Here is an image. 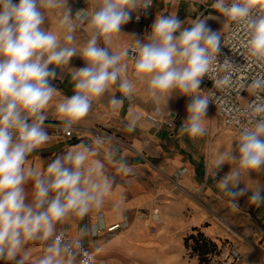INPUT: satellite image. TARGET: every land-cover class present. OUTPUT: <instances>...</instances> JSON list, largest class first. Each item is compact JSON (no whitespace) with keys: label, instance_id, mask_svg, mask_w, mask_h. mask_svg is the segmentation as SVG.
<instances>
[{"label":"clouds","instance_id":"clouds-1","mask_svg":"<svg viewBox=\"0 0 264 264\" xmlns=\"http://www.w3.org/2000/svg\"><path fill=\"white\" fill-rule=\"evenodd\" d=\"M87 3V9L73 14L68 0H0V260L5 264H29L28 245L37 242L43 243V251L32 264H94L83 240L103 228L101 210L111 203L124 219V196L113 198L116 178L108 174L104 161L115 165L119 173L133 169L111 136L98 135L91 144L71 146L46 167L29 164L31 154L52 140L45 121L54 99L59 98L54 109L60 121L55 127L71 134L89 116L94 102L107 95L109 106L121 110L125 102L133 103L136 86L142 83L157 116L163 105L172 118L169 100L190 97L179 130L196 139L207 135V109L215 96L200 89L202 78L207 76L222 88L231 84V73L241 68L225 57L226 74L215 76L221 35L206 20L219 17L186 23L176 13H160L141 39L124 34L122 26L133 12L149 8L152 0ZM211 8L246 27L247 58L264 67L260 6L254 0H212ZM57 11L62 34L45 27L49 13ZM82 25L88 35L85 43L77 45L76 33ZM121 35L131 37V45L114 50V40ZM74 56L85 66L69 67ZM57 70H66L71 77L70 97L52 83ZM246 90L254 97L244 110L246 124L239 126L235 146L233 140L218 150L208 169L233 211L239 210V199L246 195L248 203L264 206V183L250 185L252 173L264 176V97L260 95L264 77L254 79ZM142 119L141 114L131 113L125 130L135 131ZM148 119L157 123L155 117ZM101 151L104 161L98 158ZM225 164L230 170L219 176ZM93 212L96 222L80 227L75 235L66 238L67 233L58 230V225Z\"/></svg>","mask_w":264,"mask_h":264},{"label":"crops","instance_id":"crops-1","mask_svg":"<svg viewBox=\"0 0 264 264\" xmlns=\"http://www.w3.org/2000/svg\"><path fill=\"white\" fill-rule=\"evenodd\" d=\"M151 11V26L157 14L168 15L176 13L178 18L186 23L196 18L209 16L218 19H207V26L222 36L228 28V20L220 16L211 8L212 0H153ZM18 3V0H16ZM68 5L74 14L77 10L89 7L87 0H68ZM138 12L131 14V20L122 26V32L126 35L139 34L140 26L134 21ZM60 13L50 12L49 22L45 27L61 32L58 24ZM184 26H187L186 24ZM147 32V33H148ZM146 33V34H147ZM87 27L82 25L76 33V44L82 45L87 39ZM131 37L123 36L115 38L113 49L129 46ZM85 62L79 57H73L69 61V67H84ZM52 67V66H50ZM131 75V70L130 73ZM55 87L64 95H73V83L65 70H57V77L52 81ZM200 89L207 92V84L201 82ZM119 95V93H116ZM56 98L48 110V119L45 122H58L55 118L54 105ZM190 97L178 96L169 100L167 110L161 105V113L155 114V106L150 102L145 91V86L138 83L136 94L131 105L125 102L121 110H113L108 104L106 95L93 103L89 116L81 124L76 126V138L66 141L53 138L51 142L34 151L29 157V164L37 169L47 166L57 155H62L69 147L79 143L91 144L95 138L94 128H103L111 131L118 139L113 141L122 146V154L133 169L131 173H119L115 165L104 161L103 151L99 159L104 161L108 174L115 176L113 198L124 196L123 216L117 214L111 208V203H106L101 210L104 217L103 232L114 223H126L120 231L130 237L135 236L136 245L142 244L146 237L151 244H166V239L180 240L188 230L199 228L206 235L227 243L243 254L242 264L264 263V206L257 207L248 203V196L239 199V210L233 211L229 198L219 190L217 183L209 174L208 169L215 159V153L229 146L238 136L239 129L225 125L223 117L207 109V135L191 139L180 132V125L186 119V106ZM131 113H139L141 120L136 130L129 133L125 125ZM155 117L157 123L153 124L148 118ZM174 120V121H173ZM172 122V125L169 123ZM236 141H233L235 146ZM230 170V166L224 165ZM253 181L264 183V176L251 174ZM243 187V185H241ZM29 191L31 184L28 185ZM251 193H248L250 195ZM97 213L90 216L74 218L73 220L58 225V230L67 233L66 238L75 235L80 227L96 222ZM158 222L165 237L155 235L150 231L151 223ZM150 228V229H149ZM98 234H90L83 240L84 249L90 250L96 247ZM159 236V237H158ZM32 261L40 256L43 251V243L29 244ZM0 264L5 261L0 260Z\"/></svg>","mask_w":264,"mask_h":264},{"label":"built area","instance_id":"built-area-1","mask_svg":"<svg viewBox=\"0 0 264 264\" xmlns=\"http://www.w3.org/2000/svg\"><path fill=\"white\" fill-rule=\"evenodd\" d=\"M254 2L260 6L261 11H264V0H254ZM153 6L154 1L152 0V4L149 8L138 11L134 17V21L140 26L138 31L140 35H145L150 29ZM227 20L228 28L221 36V50L217 58L215 76L217 78H222L226 74L223 64L225 57L229 58L235 65L241 66V68L231 73V84L225 85L222 88L216 87L214 81L207 76L203 77L202 81L207 84V92L210 90L215 93L213 103H210L211 110L223 117L226 126L239 129V126L246 124L247 121L244 110L247 108L248 104L254 100L253 95H251L246 88L254 79L264 77V67L259 64L250 63L247 58L246 27L243 24H238L229 19ZM241 86H243V88H241ZM260 95L264 97V93H260ZM45 124L48 125V132L52 136V139L60 138L66 141H72L76 138V127L71 134H66L55 127L60 124V121L45 122ZM169 124L172 125V122ZM93 133L95 137L98 135H107L118 139L111 131L103 128H94ZM228 171L229 169L223 166V170L219 173V176H223ZM217 179H219V177ZM126 225L127 222H118L108 226L104 230L109 233H116ZM102 231L103 229H100L98 233ZM229 254L234 256L237 260H241L242 258V255L234 248L230 250Z\"/></svg>","mask_w":264,"mask_h":264},{"label":"rangeland","instance_id":"rangeland-1","mask_svg":"<svg viewBox=\"0 0 264 264\" xmlns=\"http://www.w3.org/2000/svg\"><path fill=\"white\" fill-rule=\"evenodd\" d=\"M150 228L156 236L160 234V237H165L166 233L161 231L158 222L151 223ZM192 233H195L197 238L188 240ZM141 238L144 242L136 245L135 236L124 235L121 231L103 232L98 234L96 247L85 250L94 258V264H242L244 258L238 251L242 258L235 259L229 254L232 248L227 243L206 234L202 235L199 230H188L184 235H180L179 241L172 239L171 235V239H166L168 241L163 246L151 244L146 237ZM203 244L210 252L200 256L194 247Z\"/></svg>","mask_w":264,"mask_h":264},{"label":"trees","instance_id":"trees-1","mask_svg":"<svg viewBox=\"0 0 264 264\" xmlns=\"http://www.w3.org/2000/svg\"><path fill=\"white\" fill-rule=\"evenodd\" d=\"M195 230H199L201 232V234H205L204 232H202L199 228H194L192 231L194 232ZM197 238V235L195 233H192L189 237H188V240L189 239H196ZM214 246L215 248H217V244L214 243ZM194 250L196 252H199V255L200 256H204L205 254H208L210 251L205 247V245H197L194 247Z\"/></svg>","mask_w":264,"mask_h":264}]
</instances>
